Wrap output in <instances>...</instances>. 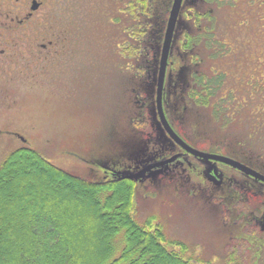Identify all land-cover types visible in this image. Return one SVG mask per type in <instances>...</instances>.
<instances>
[{
  "label": "trees",
  "instance_id": "trees-1",
  "mask_svg": "<svg viewBox=\"0 0 264 264\" xmlns=\"http://www.w3.org/2000/svg\"><path fill=\"white\" fill-rule=\"evenodd\" d=\"M171 4L119 0L104 15L110 36L99 28L98 12L96 26L86 21L78 27L95 29L92 33L102 41L96 42V56H108L114 69L125 72L129 106L137 104L142 87H156ZM257 40L261 43L255 45ZM260 45L264 0H184L168 60L163 108L189 145H207L264 174V51L252 50ZM171 90L177 117L184 112L189 116L191 136L178 130L169 112L166 95ZM168 139L173 150L160 159L182 151ZM186 157L197 160L184 153L160 170L172 173ZM190 168L187 172L182 167L173 184L165 179L169 193L162 202L199 217L206 205L217 209L221 226L204 241L198 238L201 228L173 239L155 215L140 222L134 201L141 179L118 178L107 169L106 179L92 181L55 166L32 147L11 151L0 164V264H263L264 184L236 169L239 178L220 172L219 183ZM193 172V178L184 174ZM203 179L209 181L201 188ZM204 189L210 201L203 206L198 198ZM187 201L195 204L183 205ZM120 233V253L114 256Z\"/></svg>",
  "mask_w": 264,
  "mask_h": 264
},
{
  "label": "rangeland",
  "instance_id": "rangeland-1",
  "mask_svg": "<svg viewBox=\"0 0 264 264\" xmlns=\"http://www.w3.org/2000/svg\"><path fill=\"white\" fill-rule=\"evenodd\" d=\"M30 1L0 0V50H4L0 52V164L11 151L27 146L69 173L100 181L108 177V170L114 171L113 176L136 171L171 152L173 143L156 113V87H142L137 104L129 106V88L122 77L125 72L114 69L108 56L105 60L96 56V42L102 41L92 33L95 29L79 31L86 21L96 26L98 12L99 28L113 34L104 15L119 0H39L40 9L20 25ZM252 50L261 53L264 46ZM173 96V90L166 95L169 112L178 130L191 136L189 116L184 112L177 117ZM135 107L138 109L131 111ZM196 147L215 153L207 145ZM179 163L182 165H176L172 173V169H159L141 178L134 212L140 222L150 215L159 218L168 238L189 237L201 228L198 238L204 241L221 226L218 210L203 205L210 201L205 189L198 198L204 206L198 212L202 217L187 213L188 209L171 210L162 202V196L169 193L165 179L173 184L182 167L188 172V167L197 165L190 169L206 172L198 159L186 157ZM222 166L217 164L222 176L239 178L232 167ZM184 174L196 176L195 172ZM204 181L198 185L208 184L209 179ZM189 204L195 203L183 205ZM121 235L115 239L114 256L120 253Z\"/></svg>",
  "mask_w": 264,
  "mask_h": 264
},
{
  "label": "water",
  "instance_id": "water-1",
  "mask_svg": "<svg viewBox=\"0 0 264 264\" xmlns=\"http://www.w3.org/2000/svg\"><path fill=\"white\" fill-rule=\"evenodd\" d=\"M184 0H173L171 4V8L169 11L166 29L163 37L161 53H160V61L156 78V89H155V107L156 113L158 116L159 123L164 130V132L168 135V137L179 146L183 152L175 153L169 157L155 160L149 162L136 171H125L116 174V177L122 179L129 180H140L147 173H151L159 170L165 166H168L172 162H174L177 158H179L182 153H188L193 157L197 158L203 164H205L206 174L209 178L213 179L216 182L221 180L220 172L218 171L217 164L223 163L240 171L243 175L252 178L256 182H260L264 184V174L261 172L251 168L250 166L223 154L218 153H210L206 151L199 150L194 148L185 142L172 128L163 108V93H164V84L166 78V71L168 66V60L171 52L172 41L177 25V21L181 12V8Z\"/></svg>",
  "mask_w": 264,
  "mask_h": 264
},
{
  "label": "flooded vegetation",
  "instance_id": "flooded-vegetation-1",
  "mask_svg": "<svg viewBox=\"0 0 264 264\" xmlns=\"http://www.w3.org/2000/svg\"><path fill=\"white\" fill-rule=\"evenodd\" d=\"M41 5H42L41 1H39V0H31L30 1L29 10L27 11L26 17L24 19H20L18 23L20 25H22L25 22L26 19L32 17L34 15V12H36L37 10L40 9ZM3 51L4 50H0V52H3ZM180 152H182V151H180ZM176 153H178V152H176ZM182 154H184V153H182Z\"/></svg>",
  "mask_w": 264,
  "mask_h": 264
}]
</instances>
